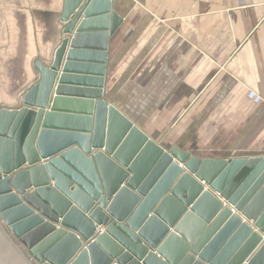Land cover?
<instances>
[{
    "label": "water",
    "instance_id": "95a60500",
    "mask_svg": "<svg viewBox=\"0 0 264 264\" xmlns=\"http://www.w3.org/2000/svg\"><path fill=\"white\" fill-rule=\"evenodd\" d=\"M121 22L113 0H63L59 43L0 104V264H264V154L163 149L110 104Z\"/></svg>",
    "mask_w": 264,
    "mask_h": 264
},
{
    "label": "crops",
    "instance_id": "0c3cea01",
    "mask_svg": "<svg viewBox=\"0 0 264 264\" xmlns=\"http://www.w3.org/2000/svg\"><path fill=\"white\" fill-rule=\"evenodd\" d=\"M62 6L0 0V44L14 58L1 103L35 81L36 56L49 59ZM113 10L122 22L107 44L110 104L163 149L264 154V0H113Z\"/></svg>",
    "mask_w": 264,
    "mask_h": 264
},
{
    "label": "rangeland",
    "instance_id": "374dc122",
    "mask_svg": "<svg viewBox=\"0 0 264 264\" xmlns=\"http://www.w3.org/2000/svg\"><path fill=\"white\" fill-rule=\"evenodd\" d=\"M7 40H10V39H7ZM11 46H12V44H10V43H9L8 46H5V41H4L3 44H0V93L1 94H3V90L5 91V89H4L5 83L8 82L7 78L5 77V75H7V74H8V76L11 75V73L9 71L7 72L9 67L13 64L12 60H14V58L11 60V58H12L11 57L12 53H10L11 52L10 49H12ZM6 58L9 59V60L4 61ZM32 72L33 71L31 70L30 77L33 75ZM28 77L29 76H28V72H27V76H25V78H28ZM35 77H36V75H35ZM0 104H3V102L2 103L0 102ZM8 104H13L14 105L16 103L12 102V103H8ZM218 158H227V157H218Z\"/></svg>",
    "mask_w": 264,
    "mask_h": 264
},
{
    "label": "bare ground",
    "instance_id": "6f19581e",
    "mask_svg": "<svg viewBox=\"0 0 264 264\" xmlns=\"http://www.w3.org/2000/svg\"><path fill=\"white\" fill-rule=\"evenodd\" d=\"M82 107V106H81ZM79 138H81V137H79ZM210 193H211V191H210ZM211 195V198L213 197V199H215V200H218L219 199V197L217 196V195H215V194H210ZM211 198L209 199L210 200V203H211ZM212 204V203H211ZM204 207L205 208H203V207H199V208H197V209H194L193 210V212H194V214L197 216V217H199V218H204V216L205 215H207V213H208V209L206 208V205H204ZM171 241L173 242V243H176L177 242V238L176 237H174V238H172L171 239Z\"/></svg>",
    "mask_w": 264,
    "mask_h": 264
}]
</instances>
